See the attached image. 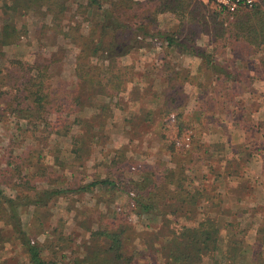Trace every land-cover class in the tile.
Segmentation results:
<instances>
[{
  "label": "rangeland",
  "instance_id": "374dc122",
  "mask_svg": "<svg viewBox=\"0 0 264 264\" xmlns=\"http://www.w3.org/2000/svg\"><path fill=\"white\" fill-rule=\"evenodd\" d=\"M113 1L99 0L103 9L110 8ZM133 1L137 2L133 9L121 8L115 12L130 27L126 38L133 37L142 23L149 35L143 41L139 38L142 48L120 61L131 73L132 82L113 100L105 137L88 154L84 153L85 160L80 165L70 155L73 137L80 134L78 126L72 128L68 137H59L54 132L63 134L67 127L61 129L60 125L72 123L77 117L70 103L75 93V65L80 52L76 42L92 32L96 16L85 0H70L64 8L47 5L30 10L14 7L13 0H0V192L18 203L22 231L32 244L44 247L43 257L50 264H75L85 255L90 243L89 231L105 228L118 215L129 222L132 217L131 224L137 234L155 231L159 227L157 221L138 217L130 207V189L122 187L118 179L138 180L139 169L144 165L164 162L173 167L168 148L187 133L192 136L189 150L193 149L187 164L188 175L195 187L205 189L211 203L219 206L209 208L225 214L254 209L264 212L261 210L264 208V51L253 50L240 42H235L233 47L212 45L208 34L189 15L180 18L172 13H157V0ZM198 1L206 7L207 16L209 10L217 9L212 0ZM147 16L151 19H146ZM7 27L11 44L3 41L8 37ZM163 33L184 42L193 35L194 43L186 44L206 55L215 52L217 64L235 79L209 68L205 57L193 55L183 47L168 48L160 37ZM49 59L52 65L46 68L45 60ZM39 66L40 73L36 71ZM176 72L181 74L180 81L177 78L173 84L167 82ZM41 77L45 88L40 94L47 96L46 120L31 122L22 117V112L29 108L34 112L27 99L29 91L37 89L33 85H38ZM164 82L169 84L163 87ZM174 91H177L181 122L172 119L178 115L175 112L163 120L156 115L155 122H144L147 111L160 106L150 103L152 97L162 93L171 96ZM94 113L93 109H87L86 116ZM121 149H125L129 164L127 172L119 170L124 164H113ZM176 149L184 150L177 145ZM56 157H70L69 165L58 166ZM180 160L185 161L186 157ZM232 171L239 176L229 174ZM107 178L116 181L119 187L80 190L97 179ZM46 189L62 190L64 194L47 207L20 206ZM2 202L0 199L3 220L0 264H29L14 227L3 219H8L10 213ZM119 208L125 213L119 212ZM253 231L249 234L251 241ZM136 245L143 249L139 240ZM262 258L264 264V254ZM149 259L140 256L137 264H151ZM203 264L210 262L205 260Z\"/></svg>",
  "mask_w": 264,
  "mask_h": 264
},
{
  "label": "trees",
  "instance_id": "16d2710c",
  "mask_svg": "<svg viewBox=\"0 0 264 264\" xmlns=\"http://www.w3.org/2000/svg\"><path fill=\"white\" fill-rule=\"evenodd\" d=\"M13 1L14 7L20 6L30 10L34 6L47 5L64 8L70 0ZM85 1L88 2V9L96 16V25L90 34L85 37L81 36L80 41L76 42L80 52L75 65V93L70 103L76 109L73 115L77 117H74L72 123L65 122L63 126L60 125V128L67 127L63 134L60 131L54 132L57 136L64 138L70 135L74 126H78L80 134L73 137V148L70 155L74 156V161L80 165L85 160L84 153L88 154V151L97 146L99 140L105 137L108 118L110 114L112 115L113 100L124 93L127 85L132 82L131 73L121 65L120 61L142 48L139 45V38L143 41L149 35L142 23L135 29L136 34L133 37L126 38L128 35L126 32L130 27L125 25L115 13L121 8L133 9L137 2L114 0L110 8L103 9L99 0ZM157 3V13H172L180 18L189 15V18L199 24L201 31L208 34L212 45L233 47L235 42H240L253 50L264 51V0L252 9L243 8L235 13H230L216 5L217 9L209 10L208 16L204 11L206 7L198 0H157ZM146 19H151V16H147ZM8 29L10 32V28L7 27L5 35L8 37L4 38V44L12 43L9 41ZM192 36L186 38L194 43ZM160 37L164 38L168 48L183 47L193 55L205 57L209 68L215 72H223L228 79H235L232 73L225 71L217 64L213 57L217 56L215 52L206 55L200 49L188 45L190 43L187 40L186 42L181 41L170 33L160 34ZM45 61L46 64L48 63L46 68L52 65L51 59ZM166 70L171 71L172 69L167 68ZM36 71L41 72L40 66L36 68ZM43 78L41 77L42 80L38 85H33L37 88L35 91L33 89L29 91L30 95L27 100L35 110L32 112L29 108L28 111L22 112L25 120L31 122L46 120L44 115L47 96L40 94L45 88ZM177 78L180 81L181 74L178 72L174 73V76L167 82L173 84ZM184 82H187V79H184ZM169 83L165 82V86H162L166 87ZM240 90L244 89L240 88ZM176 94L177 91H174L171 96L166 93L153 96L150 103L160 105L159 109L155 107L147 111L143 117L144 122H155L156 115L163 120L174 112L178 113L180 105ZM87 109H93L94 115L86 116ZM175 119L176 122L181 120L180 112ZM179 124L181 126V123ZM258 126L261 130V124ZM173 142L168 148L173 167L164 162L153 166L144 165L139 169L138 180L124 181L125 179L121 177L118 179L122 187L125 185L130 189V194H135L133 198L135 206L131 209L138 214V217L147 216L151 221H157L159 227L152 232L137 234L131 222L126 217L118 215L119 217L117 216L105 228L89 231L90 243L86 246L85 255L77 259L75 264H137L140 256L150 258L151 264H203L205 260H208L210 264H261L264 254V212H257L254 209L252 212L239 210L234 214L231 212L225 214L210 209L209 207L219 206L211 203L212 198L208 192L195 187L194 181L188 175L187 164L193 149L178 152L176 143ZM124 150L118 151L119 155L113 160L114 165L124 164L119 167L121 172L129 170ZM184 156L186 160H180ZM56 158L55 162L58 166L67 167L69 165L70 157L68 159ZM234 173L239 176L233 171L229 174ZM107 187L114 189L119 185L109 178L97 179L80 190L89 192L93 188L103 190ZM62 194H64L62 190L46 189L37 192L35 197L27 199L25 205L20 206L47 207L50 202ZM0 199L3 200L2 203L8 207L10 213L8 219H3L14 227L28 255L29 264H50L43 257L44 247L40 244H32L30 238L22 231L18 203L6 198L1 192ZM261 210L264 211V208ZM1 221H3L2 218H0ZM189 223L192 225H188ZM255 226L257 229L254 228ZM251 230H254L252 241L249 238ZM137 240L140 241L143 249L136 245Z\"/></svg>",
  "mask_w": 264,
  "mask_h": 264
},
{
  "label": "built area",
  "instance_id": "2783aa9c",
  "mask_svg": "<svg viewBox=\"0 0 264 264\" xmlns=\"http://www.w3.org/2000/svg\"><path fill=\"white\" fill-rule=\"evenodd\" d=\"M212 1L215 5L227 10L230 13H235L243 8L252 9L262 3V0H212ZM172 119H175L174 115L172 116ZM191 140H192L191 134L187 133L180 140L176 141V145L180 149L187 150L191 147ZM130 196H131L130 207L133 208L135 206L133 202V198L135 197V194L131 193ZM118 211L125 213L124 211H122L121 208H119ZM129 220L133 222L132 217H129Z\"/></svg>",
  "mask_w": 264,
  "mask_h": 264
},
{
  "label": "crops",
  "instance_id": "0c3cea01",
  "mask_svg": "<svg viewBox=\"0 0 264 264\" xmlns=\"http://www.w3.org/2000/svg\"><path fill=\"white\" fill-rule=\"evenodd\" d=\"M164 84H165V82H164Z\"/></svg>",
  "mask_w": 264,
  "mask_h": 264
}]
</instances>
